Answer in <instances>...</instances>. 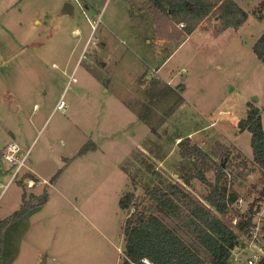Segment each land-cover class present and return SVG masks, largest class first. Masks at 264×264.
Masks as SVG:
<instances>
[{"label": "rangeland", "instance_id": "374dc122", "mask_svg": "<svg viewBox=\"0 0 264 264\" xmlns=\"http://www.w3.org/2000/svg\"><path fill=\"white\" fill-rule=\"evenodd\" d=\"M204 1L214 8L185 35L188 19L150 0H0V219L23 191L47 193L6 228L4 264H121L124 220L155 187L209 207L219 178L237 199L226 216L210 210L231 228L261 196L251 134L238 127L254 106L264 131V63L252 49L261 0H233L247 18L224 30V0ZM10 142L24 159L14 177ZM195 146L203 154L191 158ZM127 192L138 208L121 209ZM255 222L232 264L264 259V202Z\"/></svg>", "mask_w": 264, "mask_h": 264}, {"label": "trees", "instance_id": "16d2710c", "mask_svg": "<svg viewBox=\"0 0 264 264\" xmlns=\"http://www.w3.org/2000/svg\"><path fill=\"white\" fill-rule=\"evenodd\" d=\"M149 4L152 9L162 11L167 17L172 15L180 20L187 18L185 35H189L214 8L204 0H150ZM163 4L168 5V8ZM263 11L264 0H261L257 11L258 19L262 18ZM215 12L219 13L223 21L222 30L237 28L247 18V13L233 0H224ZM252 49L256 58L264 63V31ZM261 119L258 108L250 106L246 118L238 122V127L239 130H248L251 134L253 161L259 167L264 180V131ZM195 154L201 155L203 152L195 146L187 153L191 158ZM189 178L184 180L186 185H189ZM199 179L206 182L203 177ZM207 187L209 191L204 201L209 207L187 196L179 187H155L148 190L146 195L149 207L134 210L124 220L121 264H232L233 251L239 244L240 235L250 239L256 231L255 215L260 211V203L264 202V189L261 196L253 200L240 214L234 228H231L222 218L211 212L210 208L217 214L226 216L237 196L227 194L225 187L219 184V178L213 184L208 183ZM21 200L17 210L0 219V264H4L6 228L34 207L44 204L47 193L44 190L40 195H28L23 191ZM119 204L122 210L138 208L132 192L125 193ZM256 264H264V259L260 258Z\"/></svg>", "mask_w": 264, "mask_h": 264}, {"label": "built area", "instance_id": "2783aa9c", "mask_svg": "<svg viewBox=\"0 0 264 264\" xmlns=\"http://www.w3.org/2000/svg\"><path fill=\"white\" fill-rule=\"evenodd\" d=\"M18 152L19 148L16 143L10 142L5 146L3 157L6 161H8L12 166H15L16 171L13 174V177L16 175V172L23 166L24 159L18 158ZM32 183V182H31ZM31 183L29 182L28 186H31ZM33 184V183H32ZM255 234V233H254ZM255 236V235H254ZM260 259V255L257 254V252H253L252 255H250L246 259L247 264H256V262Z\"/></svg>", "mask_w": 264, "mask_h": 264}, {"label": "water", "instance_id": "95a60500", "mask_svg": "<svg viewBox=\"0 0 264 264\" xmlns=\"http://www.w3.org/2000/svg\"><path fill=\"white\" fill-rule=\"evenodd\" d=\"M62 13L73 14V6L70 3H65L63 6Z\"/></svg>", "mask_w": 264, "mask_h": 264}, {"label": "crops", "instance_id": "0c3cea01", "mask_svg": "<svg viewBox=\"0 0 264 264\" xmlns=\"http://www.w3.org/2000/svg\"><path fill=\"white\" fill-rule=\"evenodd\" d=\"M205 153H206V152H205ZM4 248H5V247H4V245H3V258H4V254H5V253H4ZM3 263H4V261H3Z\"/></svg>", "mask_w": 264, "mask_h": 264}]
</instances>
